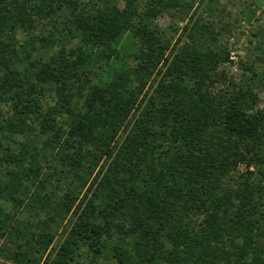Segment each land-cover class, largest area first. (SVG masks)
I'll return each mask as SVG.
<instances>
[{"label":"trees","instance_id":"16d2710c","mask_svg":"<svg viewBox=\"0 0 264 264\" xmlns=\"http://www.w3.org/2000/svg\"><path fill=\"white\" fill-rule=\"evenodd\" d=\"M190 10L0 0L5 263L264 264V110L248 86L213 93L230 57L211 23L176 54L153 25Z\"/></svg>","mask_w":264,"mask_h":264},{"label":"rangeland","instance_id":"374dc122","mask_svg":"<svg viewBox=\"0 0 264 264\" xmlns=\"http://www.w3.org/2000/svg\"><path fill=\"white\" fill-rule=\"evenodd\" d=\"M187 1L191 4V10L187 14L163 12L152 21L153 25L164 31L166 37L170 39V49L174 48L176 54L185 43H188L187 33L194 23H211L212 37L209 41L213 44V49L218 52L227 51L230 57V61L219 63L217 66L223 80L213 86V93L225 94L239 87L248 86L252 88L257 99L254 110H264V0ZM116 5L122 8L123 0H116ZM74 40L72 44L75 43ZM162 65L160 69L164 71L166 67ZM254 169V166H251L250 171H255ZM245 170V164L237 166L238 173ZM67 221L69 222L70 218ZM67 224L64 222L63 225ZM62 232L60 230L42 261L47 257L48 262L54 259L62 241ZM0 264L7 263L0 259ZM101 264L115 263L108 260L102 261Z\"/></svg>","mask_w":264,"mask_h":264}]
</instances>
